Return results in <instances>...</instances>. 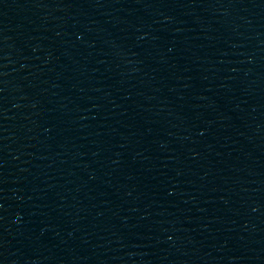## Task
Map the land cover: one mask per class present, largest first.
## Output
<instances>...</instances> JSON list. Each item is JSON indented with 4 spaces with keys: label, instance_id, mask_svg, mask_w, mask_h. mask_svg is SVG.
Wrapping results in <instances>:
<instances>
[{
    "label": "water",
    "instance_id": "95a60500",
    "mask_svg": "<svg viewBox=\"0 0 264 264\" xmlns=\"http://www.w3.org/2000/svg\"><path fill=\"white\" fill-rule=\"evenodd\" d=\"M0 264H264V0H0Z\"/></svg>",
    "mask_w": 264,
    "mask_h": 264
}]
</instances>
